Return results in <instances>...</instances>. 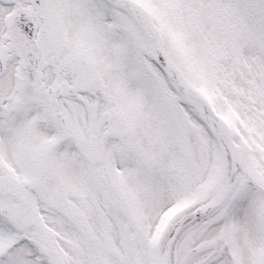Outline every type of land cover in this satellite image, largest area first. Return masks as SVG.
Segmentation results:
<instances>
[{
  "label": "snow or ice",
  "instance_id": "1",
  "mask_svg": "<svg viewBox=\"0 0 264 264\" xmlns=\"http://www.w3.org/2000/svg\"><path fill=\"white\" fill-rule=\"evenodd\" d=\"M0 264H264V0H0Z\"/></svg>",
  "mask_w": 264,
  "mask_h": 264
}]
</instances>
